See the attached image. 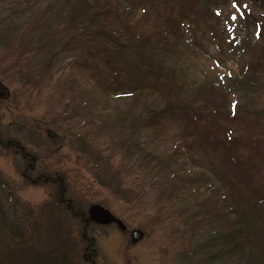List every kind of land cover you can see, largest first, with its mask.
Segmentation results:
<instances>
[{"label": "rangeland", "instance_id": "1", "mask_svg": "<svg viewBox=\"0 0 264 264\" xmlns=\"http://www.w3.org/2000/svg\"><path fill=\"white\" fill-rule=\"evenodd\" d=\"M56 1L0 0V87L5 90L4 98L0 97V264H41L35 256L61 242L66 264H202L199 246L220 225L206 218L199 196L198 200L188 195L175 200L171 177L140 180L139 169H134L144 156H171L183 138L193 141L188 129L179 126L176 117L169 113L158 127L146 126L145 120L129 131L126 126H111L114 114L132 113V109L135 116L142 115L144 109L157 114L161 105L154 97H141L137 102L130 97L112 100L105 105L111 116H94L93 111L98 109L92 108L93 100H88L84 87L81 88V76L77 78L69 67L81 62L85 55H73V48L61 47L69 40V34H65L63 21L51 14ZM206 2L194 8L192 22L188 21L178 32L182 39L174 40L176 48L170 49L161 61L163 71L175 70L174 89L183 97V105L195 108L201 104L198 101L212 99L208 98V91L199 95L205 86L220 84L229 91L249 55L261 60L256 73L264 80V54L259 50L264 45L260 48L255 44L261 40L254 36L255 26H251L253 20L264 21V8H253L246 2ZM60 3L61 0V8L67 5ZM171 5L148 0L133 11L119 9L117 18L121 16L122 24L128 26L127 36L160 31L168 39L167 35L173 36L171 30H157L158 16L168 12ZM179 10H173L174 18ZM112 45L116 48V39ZM98 71L108 73L109 69L98 57L89 59L86 75ZM224 102L229 110L236 109L246 117L243 122L238 115L225 129L243 143L237 153L241 155V165L247 167L250 162L249 182L241 177H236V182L241 188L254 187L258 192L257 203L248 208L257 212L256 232L264 241V130L256 127L259 133L253 142L245 136L246 123L251 124L250 111L264 107V96L252 101L251 109L240 95L235 99L230 94ZM215 122L225 123L220 119ZM259 123L264 126V117ZM47 130L53 131L56 139H49ZM249 144H261V150L247 155ZM197 147L194 153L199 158V169L187 167L186 172L179 168V177L188 172L193 177L200 170L211 174V168L230 172L231 167L221 156L203 154ZM177 157L172 158L175 164ZM27 169L32 170V175L25 180ZM121 180L123 195L113 194ZM195 184L200 187L197 190L214 194V184L206 182V178ZM62 201L70 203V211L82 216H72ZM92 205L109 211L126 231L113 225H86L82 230ZM135 230L143 236L133 244L131 233ZM14 252L22 255L21 262L9 260Z\"/></svg>", "mask_w": 264, "mask_h": 264}, {"label": "trees", "instance_id": "2", "mask_svg": "<svg viewBox=\"0 0 264 264\" xmlns=\"http://www.w3.org/2000/svg\"><path fill=\"white\" fill-rule=\"evenodd\" d=\"M147 1L61 0V5L63 2L67 4L66 7L62 5L63 8H66L64 10L60 7L59 0H57L51 8V14L63 21L65 28H67L65 34H69V40H66L67 42L62 44L61 47L64 46L65 49L73 48L75 51L73 55H76L77 52L85 55L81 62L76 61L70 64L69 67L72 68L71 71L77 78L81 76V88L84 87L89 97L88 100L90 98L93 100L92 108L98 109L96 112L93 111L94 116L100 114L105 116V119L111 116L106 113L105 105L112 100L117 101L130 97L131 100L137 102L141 97H154L160 103V110L157 111L152 108L158 112L154 115L150 114V110L147 109H144L142 115L137 116L134 115V109H132V113L114 114L115 122L114 125H111L113 128H116V125L118 129L126 126L127 131H129L131 128L139 127L143 120H145L146 126L158 127L166 119L164 115L169 113L171 116L176 117L179 126L183 125V128L188 129L193 141L190 142L183 138L182 143H178L175 153L171 156L166 154L144 156L138 162V165L134 166V169L135 171L139 169L140 180L153 176L156 178L171 177L170 188L175 195V200L185 198L187 195L196 200L200 198L198 201L202 202V206H204L202 212L204 215L206 214V218H212L216 225H220L221 228L214 227L213 230L216 233L212 234L199 246L198 251L202 253L200 262L202 264H264V241H261L256 232L255 219L257 212L248 208L249 204L257 203L256 199H259L258 192L254 187H247L244 184L245 189L244 187L241 188L236 182V177H241L242 180L249 182L251 172L248 169V163L250 162L247 163V167L241 165V155L237 153L241 152V147H244L243 143L232 136L230 130L225 129V125H228L229 122L232 124L238 118V115L243 122L246 117L242 115V112L238 113L236 109L234 111L229 110L224 104V98L226 97L227 100L230 94L235 99L237 95H240L245 99L246 107L251 109L250 103H253L254 100H260L264 96V93H262L264 80L256 73L261 67V60L259 57L249 55L248 60L243 63L244 65H240V75L233 80V85H231L229 91L220 84H209L199 91V95L208 91L206 93L208 98L212 97L210 102L206 100L198 101L201 104L196 108L190 105L184 106L182 103L183 97L181 98L177 89H174L173 82H176L175 70L163 71L161 61L167 53L170 54V49L174 50L176 48L174 40L182 39L178 32L181 27L184 28L188 21L192 22L191 14H194V8H198L202 1L207 3V0H162L165 4L172 3L173 5H171L168 12H162L163 14L158 16L160 26L157 30L166 27L171 30L174 37L167 35L168 39L163 38L160 31L146 33L145 35L142 32H136L134 35L127 36L130 30L127 25L122 24L121 16L119 19L117 18L118 10L133 11L136 8L143 7ZM226 1L235 5L246 2L253 8H264V0ZM203 3L202 5H204ZM177 8H180V10L174 18L172 12ZM252 22L251 26H255L253 28L254 36L261 40L260 43L256 42L255 44L261 48V44L264 45V33H262L264 31L262 30L264 21L256 22L253 20ZM73 38L76 40L73 41ZM115 39L117 40L116 48L112 45V40ZM81 47L85 50L78 51V48ZM259 50L260 53L264 54V48ZM245 51L246 54L249 52V45L246 46ZM243 56L245 57V54ZM96 57L101 59L109 72L98 71L86 75L88 60ZM26 70L29 71L28 68ZM213 95H217L218 99ZM218 108L221 110H218ZM250 117L251 124L250 122L246 123L248 128L245 130V136L249 138V142H253L259 133V131H256V127L264 130V126H260L259 123V119L264 117V107L260 109L253 108L250 111ZM217 119L226 124L216 123ZM194 143H196L195 146L200 147V149L197 148L203 154L221 156L231 167L230 172L211 168V174L200 170L196 176L191 177L190 175L193 173L188 172L186 175L183 174V177H179V168L185 169L186 172L187 167L189 169H199L198 165L200 163L199 158L194 153ZM248 146L250 148L248 150L249 154L246 153L247 155L255 154L256 151L261 150V144H249ZM174 155L178 156L179 161L177 159L176 163L181 162L180 166L182 167L175 164L172 159ZM172 162H174L175 167ZM30 175H32V170L27 169L24 172L25 180H28ZM189 176L188 180L184 179ZM204 178H206V182L214 184L215 191L210 196L207 195L206 191L197 190L200 187L195 182ZM180 179L183 180L180 181ZM191 180L193 181L191 182ZM239 180L241 179L239 178ZM101 182L102 184L105 183L104 179H101ZM106 182L109 184L107 180ZM121 184L122 180L119 181L118 189L113 194H122L120 193ZM213 184L211 185L213 186ZM258 184L260 185V183ZM180 194H182V197H178ZM205 201L208 203L205 204ZM62 203L64 202L62 201ZM64 204L72 213V216L78 213L70 211L72 209L70 203ZM77 215V217L82 216L79 213ZM86 225L92 224L85 223L82 230L87 228ZM71 247H73L72 244ZM62 248L63 244L61 242L45 252L50 254V252L58 251L56 256H47L45 253H41L38 257L35 256V260H38L41 264H66L62 260L64 258L61 253ZM21 258V254L14 252L9 260L15 262L20 260L21 262Z\"/></svg>", "mask_w": 264, "mask_h": 264}, {"label": "water", "instance_id": "3", "mask_svg": "<svg viewBox=\"0 0 264 264\" xmlns=\"http://www.w3.org/2000/svg\"><path fill=\"white\" fill-rule=\"evenodd\" d=\"M4 96L5 90L4 88L0 87V97L4 98ZM45 134L49 139H56L57 137V135L51 130H47ZM86 222L102 227L114 224L118 228V230L123 232L126 231V227L119 219L114 217L109 211L99 205H92L88 208ZM142 236V232L138 230L133 231L131 233V243H136L142 238Z\"/></svg>", "mask_w": 264, "mask_h": 264}]
</instances>
